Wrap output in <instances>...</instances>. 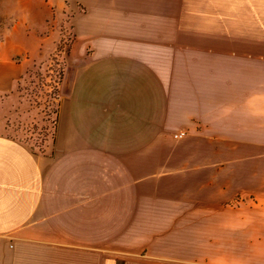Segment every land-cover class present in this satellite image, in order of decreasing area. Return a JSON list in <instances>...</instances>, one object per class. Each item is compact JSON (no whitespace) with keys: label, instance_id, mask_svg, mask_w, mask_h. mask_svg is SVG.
Instances as JSON below:
<instances>
[{"label":"crops","instance_id":"1","mask_svg":"<svg viewBox=\"0 0 264 264\" xmlns=\"http://www.w3.org/2000/svg\"><path fill=\"white\" fill-rule=\"evenodd\" d=\"M40 1L73 42L34 150L0 41V264H264V0Z\"/></svg>","mask_w":264,"mask_h":264},{"label":"rangeland","instance_id":"2","mask_svg":"<svg viewBox=\"0 0 264 264\" xmlns=\"http://www.w3.org/2000/svg\"><path fill=\"white\" fill-rule=\"evenodd\" d=\"M50 15L40 0H0V41L4 31L14 32L11 42L23 48L25 54L33 60L32 67L18 85L20 104L14 107L8 121V131L34 150H42L54 131L58 86L64 68L63 52L73 42L72 33L64 29L66 24L63 23L62 39L58 41L56 49L48 51L49 46L53 47L52 42L48 46L47 42L43 43L41 38H37L36 33L46 35L52 32L55 25L59 29L60 26L51 21ZM41 51L46 54L44 57L38 56ZM260 155L259 152L238 151L228 157L247 162L240 167L243 178H247L252 167L245 165L256 167ZM211 157L218 158V153L212 151Z\"/></svg>","mask_w":264,"mask_h":264},{"label":"built area","instance_id":"3","mask_svg":"<svg viewBox=\"0 0 264 264\" xmlns=\"http://www.w3.org/2000/svg\"><path fill=\"white\" fill-rule=\"evenodd\" d=\"M186 135H187V132H186L185 130H180V131L176 132V133L173 135V137H174L175 139H182V138H184Z\"/></svg>","mask_w":264,"mask_h":264}]
</instances>
